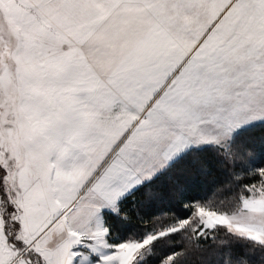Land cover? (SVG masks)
<instances>
[{"label":"snow or ice","instance_id":"snow-or-ice-1","mask_svg":"<svg viewBox=\"0 0 264 264\" xmlns=\"http://www.w3.org/2000/svg\"><path fill=\"white\" fill-rule=\"evenodd\" d=\"M0 264H264V0H0Z\"/></svg>","mask_w":264,"mask_h":264}]
</instances>
